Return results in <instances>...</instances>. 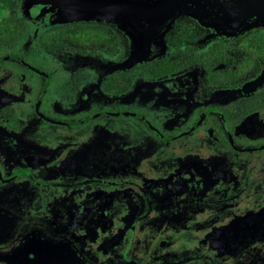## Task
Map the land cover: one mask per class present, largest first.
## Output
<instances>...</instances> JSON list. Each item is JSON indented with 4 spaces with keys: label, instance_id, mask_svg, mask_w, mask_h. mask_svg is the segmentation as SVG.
<instances>
[{
    "label": "flooded vegetation",
    "instance_id": "obj_1",
    "mask_svg": "<svg viewBox=\"0 0 264 264\" xmlns=\"http://www.w3.org/2000/svg\"><path fill=\"white\" fill-rule=\"evenodd\" d=\"M80 1L60 82L0 22V264H264V0H193L145 40L106 5L159 0Z\"/></svg>",
    "mask_w": 264,
    "mask_h": 264
},
{
    "label": "rangeland",
    "instance_id": "obj_2",
    "mask_svg": "<svg viewBox=\"0 0 264 264\" xmlns=\"http://www.w3.org/2000/svg\"><path fill=\"white\" fill-rule=\"evenodd\" d=\"M54 1H58L60 3H70L72 4V7L65 8V11L61 13L58 12L59 8L50 4L52 0H0V22L2 20H6V26L10 28L9 32H7L5 35L7 38L6 47L10 48L12 52H21L27 63L48 72L51 78H54L57 82H60L63 81L64 78H67V75L70 76V67L68 65L71 64L72 60L65 51L55 48L56 46L59 48L66 45L60 39L59 36L61 35H58L57 33H62L65 30L72 34L71 39L72 37L78 38L81 28L78 27L77 21H75L74 24V21L71 20H69L68 23H63L61 21L57 23L55 17H73L77 14H79V16L93 14L98 15L100 12L95 6H88L89 4L87 5L82 3L83 6H79V4H81L80 0ZM74 3L77 5L75 6ZM262 22V24H264V19ZM50 43H54L53 45L55 47H52ZM136 61L140 62L142 60L136 58ZM7 63L14 64L21 68L25 67L20 65L21 61H18L14 58L8 59ZM139 74V71L135 72L134 82L137 81ZM28 79H30V76H28ZM28 79L26 77L24 82L26 81L29 83ZM37 80L39 81L42 88L46 86V82L43 77H39ZM55 84L57 86L56 82ZM29 89L30 88H28V90ZM24 92L26 93V90L23 88L21 93ZM62 93L70 94V89L64 88ZM57 104H60L62 108L67 105L64 101L63 103L58 102ZM115 109L117 110L116 107ZM57 112L58 108L55 109L54 117L59 118ZM78 112V109L75 110L76 118L80 116ZM95 122L90 121L86 124L80 125V127L83 126L85 128V132H89L94 129L93 127L95 126ZM137 142L140 143L141 138H139ZM155 158L152 160H155ZM261 260L264 261V258Z\"/></svg>",
    "mask_w": 264,
    "mask_h": 264
},
{
    "label": "water",
    "instance_id": "obj_3",
    "mask_svg": "<svg viewBox=\"0 0 264 264\" xmlns=\"http://www.w3.org/2000/svg\"><path fill=\"white\" fill-rule=\"evenodd\" d=\"M193 0H169L168 2H166L165 4H160L159 1L156 2L154 5L150 6L149 8H147L146 6H140L137 2H130V1H126L125 3L120 2L118 5L114 4L112 5L108 10H113V11H118L120 14L124 15V16H129V18H131L130 16L132 15V12H129L128 9L130 8L131 5H135L138 6L139 8H142V11L139 12H134V19L135 20H139V21H145L147 22L149 20V18H160L161 17H165L166 20L165 22H167L169 20V18H171L172 16L175 15V13L177 12V9L182 6V5H186L189 2H192ZM124 5V6H122ZM117 6H120L121 8H126L125 9H120ZM144 22V23H145ZM165 22H162L165 23Z\"/></svg>",
    "mask_w": 264,
    "mask_h": 264
},
{
    "label": "bare ground",
    "instance_id": "obj_4",
    "mask_svg": "<svg viewBox=\"0 0 264 264\" xmlns=\"http://www.w3.org/2000/svg\"><path fill=\"white\" fill-rule=\"evenodd\" d=\"M169 0H159V3L160 4H165L166 2H168ZM108 3H114V2H108ZM117 5L119 3H116ZM120 5V4H119ZM107 7H111L109 5H106ZM124 6V5H122ZM118 8H120L121 10L122 9H125L127 10L126 8H121L120 6H117ZM129 12H132V15L131 16H134V12H141L142 11V8H139L138 6H135V5H131L130 8L128 9ZM127 20H128V23H129V26L143 39L145 40L146 37L148 36V34L152 33L154 30H157V27L162 24V22H165L166 18L165 17H161L160 18H149V22H148V27L149 28H145L143 27V22L145 21H135L133 22L131 18L129 17H126L124 16ZM135 17V16H134Z\"/></svg>",
    "mask_w": 264,
    "mask_h": 264
}]
</instances>
